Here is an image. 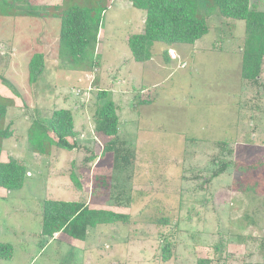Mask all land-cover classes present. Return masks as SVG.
Here are the masks:
<instances>
[{"label": "rangeland", "instance_id": "rangeland-1", "mask_svg": "<svg viewBox=\"0 0 264 264\" xmlns=\"http://www.w3.org/2000/svg\"><path fill=\"white\" fill-rule=\"evenodd\" d=\"M251 4L264 11V0ZM107 7L102 54L97 45L81 66L59 55V19L0 16V96L13 101L4 122L13 136L3 140L1 160L15 158L28 171L21 190L0 189V242L14 246L12 260L0 264H264V194L235 191L232 167L212 178L224 162L264 160V70L259 85L241 78L244 21L211 15L196 43L155 42L153 57L139 63L126 38L143 32L145 12L128 0ZM169 50L177 60L165 62ZM37 53L45 70L31 84ZM100 90L111 93L119 139L132 153L121 171L102 156L108 139L95 131ZM55 109L74 114L69 140L78 147L42 155L30 133ZM254 177L249 184L264 191V174ZM49 199L129 218L90 230L85 242L66 234L48 240L41 229Z\"/></svg>", "mask_w": 264, "mask_h": 264}, {"label": "trees", "instance_id": "trees-1", "mask_svg": "<svg viewBox=\"0 0 264 264\" xmlns=\"http://www.w3.org/2000/svg\"><path fill=\"white\" fill-rule=\"evenodd\" d=\"M57 5H40L35 0H0V16L55 18L61 22L59 55L71 64L81 66L95 51L99 43V33L103 25V16L109 0H57ZM132 6L146 14L144 30L132 34L128 45L134 61L148 62L153 56L150 47L155 42L168 46L194 44L209 33L208 17L218 15L224 18L244 21L245 40L241 62V78L245 83L259 85L264 70V11H259L251 0H129ZM169 52H165V62H170ZM98 56V55H97ZM65 60V59H64ZM94 68L99 65L93 63ZM45 70V55L37 53L29 63V83L36 84ZM98 99L102 104L95 114V131L106 137L102 156H112L113 169H126L132 158L125 141L119 139L120 120L117 105L111 93L100 90ZM13 101L0 96V189L21 190L26 181L27 167L15 158L8 162L1 160L3 140L13 136L11 126L4 127L8 106ZM49 116V117H48ZM36 120V121H35ZM30 140L38 139L35 151L49 155L51 147L63 150H76L78 144L70 141L75 137L74 114L67 109H55L45 120L35 119ZM41 121V122H40ZM39 131L40 139L37 134ZM226 145L224 144H220ZM238 150V149H237ZM236 154L238 153L235 151ZM239 174L235 178V191L241 193L264 194L257 187L258 182L249 184L258 171L264 174V160L254 163L224 162L213 173L217 178L229 168ZM258 179V176L254 177ZM253 179L251 180V182ZM76 187L81 184L74 178ZM128 216L104 209H92L79 201L45 200L42 212L41 235L46 239L57 234H66L75 240L85 241L90 230L128 220ZM264 247V241L261 244ZM166 252L167 249H164ZM14 256V246L0 242V261H10ZM166 260L169 256L165 257ZM198 264H210L208 259Z\"/></svg>", "mask_w": 264, "mask_h": 264}, {"label": "crops", "instance_id": "crops-1", "mask_svg": "<svg viewBox=\"0 0 264 264\" xmlns=\"http://www.w3.org/2000/svg\"><path fill=\"white\" fill-rule=\"evenodd\" d=\"M128 2H129V4L132 6V4H131V2L128 0ZM145 18H146V14H145ZM144 23H145V20H144ZM144 28V27H143ZM141 29H142V27L141 28H139L138 29V32L139 33H141L142 31H141ZM144 30V29H143ZM100 33H101V30H100ZM139 33H137V34H139ZM132 35V34H131ZM128 38H129V36L126 38V41L128 42ZM98 46H99V50H97V52H98V56H101V48L103 47V37L102 36H100L99 35V43H98ZM131 58H132V60H134V58H133V56H132V53H131ZM121 60H123L124 61V58H122ZM126 60H129L128 58L126 59ZM170 61H172L171 59H170ZM101 66V65H100ZM59 235L60 236H62L63 234H57V235H55L54 236V238H51V239H49V240H54V239H56V238H59ZM79 242H85V241H79Z\"/></svg>", "mask_w": 264, "mask_h": 264}, {"label": "built area", "instance_id": "built-area-1", "mask_svg": "<svg viewBox=\"0 0 264 264\" xmlns=\"http://www.w3.org/2000/svg\"><path fill=\"white\" fill-rule=\"evenodd\" d=\"M168 54H169L170 59H172V60L178 59V55H177L175 50H169ZM183 64L185 65L186 63H183Z\"/></svg>", "mask_w": 264, "mask_h": 264}]
</instances>
